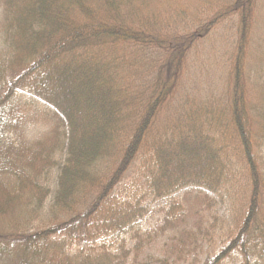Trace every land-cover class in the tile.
<instances>
[{"label":"trees","instance_id":"trees-1","mask_svg":"<svg viewBox=\"0 0 264 264\" xmlns=\"http://www.w3.org/2000/svg\"><path fill=\"white\" fill-rule=\"evenodd\" d=\"M187 1L0 0V264H264V67L251 85L242 67L255 0ZM225 15L236 57L208 93L185 65Z\"/></svg>","mask_w":264,"mask_h":264},{"label":"rangeland","instance_id":"rangeland-1","mask_svg":"<svg viewBox=\"0 0 264 264\" xmlns=\"http://www.w3.org/2000/svg\"><path fill=\"white\" fill-rule=\"evenodd\" d=\"M182 1L183 0H178V4L183 5V2L187 5L189 4L187 0ZM205 5H207L205 14L208 17L212 16L213 11H216L219 7V5L215 3ZM236 20V15H225L218 18L216 24L211 26L209 32L204 37H201L200 40L198 39L187 58L188 62L185 65L187 70H185L184 73L185 80L188 76V80H191L190 82H192V84L208 93H216V91H221L223 89L225 81L224 75L229 72L233 64L229 62V57L232 58V62L235 61L236 57V50L230 49V45H232L231 48H233V46H235L234 42L237 40L235 29L237 24ZM248 29V44L244 52H242V67L246 70V75L249 76H245V78L247 77V83L249 82L251 85V80L255 83L254 77L256 73L254 70L256 68L261 69L264 67V0H255V6H253L251 12ZM225 42H228V44L226 45ZM254 149L255 147L250 149V154L254 162H258L260 159L264 160V147H262L261 150ZM238 185L239 184L235 183L232 189L226 193L222 190V197L214 195V198L217 201V218L214 219V224L216 225V229L214 228L215 237L210 243H205L203 253L214 252L215 254L219 250V247L217 248L219 241L216 238V235L220 233L219 229L221 227V220H229L228 212L230 213L231 209L228 211V207L232 208L233 206H237L240 202L239 197L241 196L242 190H240L241 186ZM155 217L156 216H152L151 218L147 217L146 222L153 223ZM210 220L212 221V217ZM217 232L218 234H216ZM78 247H84V244L78 243Z\"/></svg>","mask_w":264,"mask_h":264}]
</instances>
